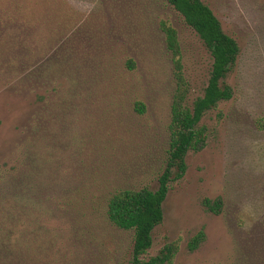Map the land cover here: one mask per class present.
Masks as SVG:
<instances>
[{
	"label": "rangeland",
	"instance_id": "1",
	"mask_svg": "<svg viewBox=\"0 0 264 264\" xmlns=\"http://www.w3.org/2000/svg\"><path fill=\"white\" fill-rule=\"evenodd\" d=\"M202 1L240 49L225 77L232 96L202 117L205 144L169 182L143 256L177 241L165 264H264V130L255 125L264 0ZM22 9L0 12V178L27 205L22 260L129 264L133 233L106 207L117 190L155 189L166 168L176 81L160 22L177 32L190 101L206 85L209 52L166 0H28ZM217 198L215 213L204 200Z\"/></svg>",
	"mask_w": 264,
	"mask_h": 264
},
{
	"label": "trees",
	"instance_id": "2",
	"mask_svg": "<svg viewBox=\"0 0 264 264\" xmlns=\"http://www.w3.org/2000/svg\"><path fill=\"white\" fill-rule=\"evenodd\" d=\"M166 1L207 48L211 64L202 94L190 101V87L184 76L177 32L169 22H160L176 81L170 105L166 168L159 175L155 189L117 190L109 197L106 207L107 218L112 224L133 233L129 264L170 263L176 253L178 245L174 241L166 244L154 256H143L151 246L154 228L163 220L162 204L169 191V182L182 177L188 151L201 149L205 144L206 128L200 124L202 117L232 96L225 77L235 65L240 52L237 41L225 33L213 10L202 0ZM27 4L28 0H0V12H15L16 9V13L21 14ZM6 19L11 20L10 17ZM138 107L143 112L144 106L138 104ZM255 122L259 130H264V117L257 118ZM204 204L210 211L218 213L222 201L219 198L205 199ZM26 211L27 205L20 200L13 185L3 184L0 178V264L25 263L22 253L26 251L28 241L25 227L28 222H24L27 219ZM200 236L201 233L192 239V247Z\"/></svg>",
	"mask_w": 264,
	"mask_h": 264
}]
</instances>
